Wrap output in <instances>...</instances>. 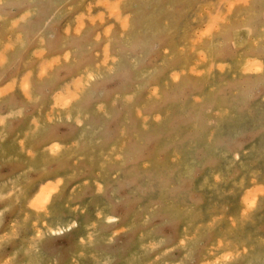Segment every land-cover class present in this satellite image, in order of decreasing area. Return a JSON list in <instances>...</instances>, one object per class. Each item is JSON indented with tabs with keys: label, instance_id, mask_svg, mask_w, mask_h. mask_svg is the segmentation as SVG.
<instances>
[{
	"label": "rangeland",
	"instance_id": "374dc122",
	"mask_svg": "<svg viewBox=\"0 0 264 264\" xmlns=\"http://www.w3.org/2000/svg\"><path fill=\"white\" fill-rule=\"evenodd\" d=\"M0 264H264V0H0Z\"/></svg>",
	"mask_w": 264,
	"mask_h": 264
}]
</instances>
